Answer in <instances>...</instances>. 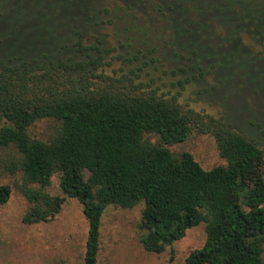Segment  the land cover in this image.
<instances>
[{
    "label": "trees",
    "instance_id": "trees-1",
    "mask_svg": "<svg viewBox=\"0 0 264 264\" xmlns=\"http://www.w3.org/2000/svg\"><path fill=\"white\" fill-rule=\"evenodd\" d=\"M157 1L154 7L168 10L172 20L178 13L206 19L212 36L213 21L232 29L230 45L248 33L264 46V23L255 18L256 11L264 13V0ZM96 6L92 0L88 18L72 25L71 42L57 50H7L4 39L12 36L0 35V171L18 176L14 187L29 205L23 223L50 222L66 198L77 200L88 223L83 264H99L106 209L141 205L138 238L147 252L160 255L204 225L205 244L185 264H264L263 151L225 118L136 86L143 67L121 76L100 72L111 66L104 61L109 50L101 37L86 34L98 26ZM232 12V22L218 15ZM247 90L244 83L235 93ZM43 120L55 123L46 141L30 134ZM194 132L214 138L225 165L205 170L192 154L169 150ZM54 178L61 196L49 192ZM12 194V186L0 183V208Z\"/></svg>",
    "mask_w": 264,
    "mask_h": 264
},
{
    "label": "rangeland",
    "instance_id": "rangeland-1",
    "mask_svg": "<svg viewBox=\"0 0 264 264\" xmlns=\"http://www.w3.org/2000/svg\"><path fill=\"white\" fill-rule=\"evenodd\" d=\"M91 2L0 0V35L12 36L4 39L5 48H61L71 42L72 25L84 23L90 15ZM97 2L94 14L98 13L95 19L98 26L86 34L87 38L90 33L101 37L109 50L104 54V61L111 66L100 72L121 76L143 67L139 77H134L136 86L142 84L145 91L175 96L180 104L197 112L225 118L240 133L254 140L264 153V93L255 92L264 80V46L254 43L248 33L240 34L238 44L230 45L227 37L231 36L232 29H223L213 21L215 35L212 36L206 19L178 13L172 20L168 10L154 7L157 0ZM103 9L108 12H101ZM255 14L264 23V13L256 11ZM218 15L222 19L228 16V22H232L235 12ZM171 22L176 24L175 39ZM93 37L86 40L93 42ZM237 49L241 54L233 52ZM176 52L179 58L174 57ZM193 53L197 54L192 56ZM129 60L134 62L128 64ZM194 65L197 68H192ZM244 83L248 86L247 93L236 94ZM54 131L55 123L48 120L30 128L31 136L42 141L48 140ZM168 148L173 153L192 154L205 170L225 165L214 138L209 135L194 132L186 142ZM261 169L264 173V166ZM17 179L18 176L0 171V183L13 188L10 201L0 208V264H83L88 223L81 204L66 198L53 220L26 225L23 216L29 205L14 187ZM49 192L62 195L57 178ZM142 209L141 205L132 210L115 206L106 209L100 230L99 264H185L191 252L204 246L205 226L200 225L187 231L182 240L167 247L164 253L147 252L138 238Z\"/></svg>",
    "mask_w": 264,
    "mask_h": 264
}]
</instances>
